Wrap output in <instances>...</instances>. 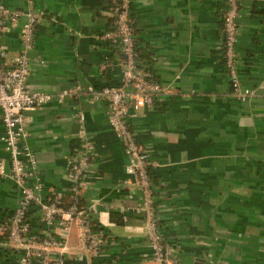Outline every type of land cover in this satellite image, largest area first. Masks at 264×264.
Listing matches in <instances>:
<instances>
[{
    "label": "crops",
    "instance_id": "1",
    "mask_svg": "<svg viewBox=\"0 0 264 264\" xmlns=\"http://www.w3.org/2000/svg\"><path fill=\"white\" fill-rule=\"evenodd\" d=\"M238 1L236 69L241 89L255 92L244 102L230 95L224 66V0H130L141 55L153 60L148 73L172 92L131 118L130 126L159 165L153 169L161 195L157 211L165 238L183 252L181 264H264V0ZM0 2L18 9L26 4ZM34 5L45 21L36 30L31 90L56 94L75 85H118L117 54L98 38L112 21L110 0H34ZM20 28L21 23L13 26L0 41L10 57L19 49ZM107 60L115 67L100 75L97 66ZM24 122L44 200L65 189V167L82 129L90 141L84 203L100 201L91 217L105 233L108 250L93 259L73 228L67 264H151L143 215L109 208L134 207L138 198L122 183L127 159L109 128L105 101L83 96L52 102L27 113ZM6 158L0 144V159ZM18 198L14 184L0 177V225ZM30 220L31 234L38 235L39 213L31 210ZM5 241L0 235V264H16L19 253Z\"/></svg>",
    "mask_w": 264,
    "mask_h": 264
},
{
    "label": "built area",
    "instance_id": "2",
    "mask_svg": "<svg viewBox=\"0 0 264 264\" xmlns=\"http://www.w3.org/2000/svg\"><path fill=\"white\" fill-rule=\"evenodd\" d=\"M224 5L222 50L230 95L244 102L254 97L255 92L241 89L236 69L239 1L224 0ZM110 12L113 29L98 38L116 47L121 67L119 84L99 89L75 85L50 94L33 91L28 86L36 30L44 23L45 13L35 8L34 0H26L23 9L0 2V41L10 28L21 23L16 55L10 57L0 48V120L3 125L0 144L7 157V160L0 159V177L9 179L19 194L13 214L0 225V235L5 237L9 249L19 253L16 264H67L68 237L73 228L77 229L80 245L93 259L103 257L108 250L105 233L91 217L100 201L84 203L83 191L92 160V148L85 129L81 130L79 142L69 155L65 189L56 190L44 200L40 165L28 144L24 122L27 113L52 102L62 103L83 96L105 101L109 128L120 141L127 159L122 167L125 175L122 183L130 187V195L138 198L134 207L110 204L109 208L120 214L134 212L143 215V236L151 252V264L182 263L183 252L165 238L159 224L161 217L157 201L161 195L151 176V171L159 165L151 160L149 150L139 143L130 126L131 118L152 110L157 102L172 92L154 80L137 60L130 0H111ZM113 67L114 61H102L97 70L102 75ZM77 118L81 123L85 121L82 113H78ZM33 207L39 213L41 232L38 235L31 234L30 210Z\"/></svg>",
    "mask_w": 264,
    "mask_h": 264
},
{
    "label": "trees",
    "instance_id": "3",
    "mask_svg": "<svg viewBox=\"0 0 264 264\" xmlns=\"http://www.w3.org/2000/svg\"><path fill=\"white\" fill-rule=\"evenodd\" d=\"M110 8H111V0H110ZM113 21V20H112ZM112 21H111V23H110V27L106 30V31H104V32H108V31H111L112 29H113V27H112ZM222 25V24H221ZM222 27V26H221ZM134 31V30H133ZM103 32V33H104ZM103 33H101V34H103ZM100 34V35H101ZM99 35V36H100ZM134 35H135V33H134ZM103 42V41H102ZM103 43H105V44H107V45H109V47L111 48V51L114 53V52H116V47L115 46H113V45H111L110 43H106V42H103ZM136 57H137V60L140 62V63H142L145 67H146V69H148L149 68V65L153 62V60H152V58H151V56L150 55H148V56H143V55H141V52H142V50L140 49V47H139V43H138V41L136 40ZM143 54V53H142ZM113 60V59H112ZM111 60V61H112ZM224 60V59H223ZM108 61V60H107ZM101 63V62H100ZM224 66H225V64H224ZM109 69H111V68H109ZM149 70V69H148ZM154 79V78H153ZM155 80V79H154ZM157 81V80H156ZM120 82V81H119ZM119 84V83H118ZM108 86V85H107ZM110 86V85H109ZM102 87H105V86H102ZM101 87V88H102ZM97 89V88H96ZM99 89V88H98ZM76 146H74V148H75ZM74 148H72V150L74 149ZM72 152V151H71ZM151 176H152V179H153V181L155 182V183H157V178L155 177V175H154V173H153V170L151 171ZM43 182V181H42ZM83 203V202H82ZM31 210H34V211H36V212H38V210L36 209V208H31ZM31 210H30V212H31ZM14 212V211H13ZM13 212L9 215V217L7 218V220L11 217V215L13 214ZM6 220V221H7ZM162 220L163 219H161L160 220V222H159V224H160V227H161V230H162V232H163V228H162ZM5 221V222H6ZM4 222V223H5ZM3 223V224H4ZM34 226V225H33ZM39 228H40V224H39ZM41 229V228H40ZM172 243V242H171Z\"/></svg>",
    "mask_w": 264,
    "mask_h": 264
},
{
    "label": "water",
    "instance_id": "4",
    "mask_svg": "<svg viewBox=\"0 0 264 264\" xmlns=\"http://www.w3.org/2000/svg\"><path fill=\"white\" fill-rule=\"evenodd\" d=\"M198 261H200V260H198ZM202 262V261H201Z\"/></svg>",
    "mask_w": 264,
    "mask_h": 264
}]
</instances>
